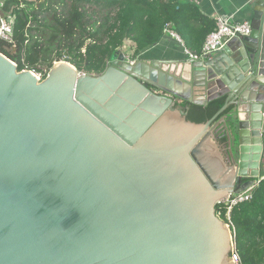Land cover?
Masks as SVG:
<instances>
[{
    "label": "water",
    "instance_id": "water-1",
    "mask_svg": "<svg viewBox=\"0 0 264 264\" xmlns=\"http://www.w3.org/2000/svg\"><path fill=\"white\" fill-rule=\"evenodd\" d=\"M250 6L249 34L179 73L119 54L41 80L0 53V264H230L216 206L264 179V0ZM220 99L205 123L176 109Z\"/></svg>",
    "mask_w": 264,
    "mask_h": 264
},
{
    "label": "trees",
    "instance_id": "trees-1",
    "mask_svg": "<svg viewBox=\"0 0 264 264\" xmlns=\"http://www.w3.org/2000/svg\"><path fill=\"white\" fill-rule=\"evenodd\" d=\"M0 3L2 15L15 19L13 43L0 40V53L15 62L19 71L42 73L44 79L55 61H66L87 75H100L120 54L123 45L130 44L136 60L167 30L178 35L189 52L200 54L207 37L217 28V21L203 15L199 6L180 0H0ZM89 7L104 10L105 14L99 20L94 19ZM223 104L221 99L207 107L186 103L187 117L192 122L205 123ZM252 193L250 201L234 206L231 211L234 242L242 264H264V179ZM221 207L224 206H216V214L226 222V210Z\"/></svg>",
    "mask_w": 264,
    "mask_h": 264
},
{
    "label": "crops",
    "instance_id": "crops-1",
    "mask_svg": "<svg viewBox=\"0 0 264 264\" xmlns=\"http://www.w3.org/2000/svg\"><path fill=\"white\" fill-rule=\"evenodd\" d=\"M185 3H194L199 6L203 15L212 20L218 18L226 19L231 22H248L252 18L250 5L252 0H180ZM130 47L129 43H127ZM188 50L177 38L172 36V32L167 30L160 40L146 50L142 51L136 60H146L161 63L163 67L174 73H179L182 63L191 61ZM189 71L190 65H186ZM189 77V74H187ZM182 114L187 111L186 105L180 104Z\"/></svg>",
    "mask_w": 264,
    "mask_h": 264
},
{
    "label": "built area",
    "instance_id": "built-area-1",
    "mask_svg": "<svg viewBox=\"0 0 264 264\" xmlns=\"http://www.w3.org/2000/svg\"><path fill=\"white\" fill-rule=\"evenodd\" d=\"M1 7L2 4L0 3V9ZM216 21H217V28L207 37L201 53L194 54L188 52L190 59L192 61H199L202 59L211 58L213 55L218 54L222 50L224 45L228 41H230L233 37L237 35H247L251 32V25L248 22H231L229 20L222 18H218ZM14 23H15V19L12 15H8L7 17L3 16L0 18V40L6 41L8 43H13ZM172 36H174L179 41H181L180 37L173 32H172ZM119 53L124 56V61L129 65H134L136 63V60L133 58L134 51L131 49V47L125 49V45H123V47L119 49ZM82 74L87 75L85 73ZM37 76L41 80H43L42 73L37 74ZM258 184L259 182L256 183V186ZM255 187L250 188L245 192H240V193L233 192L232 194L229 195L228 199L224 203L219 204L220 206L221 205L224 206L221 207L222 209L226 210V214H225L227 220L226 223L229 225L233 237V250L230 256V264H242L241 258L236 250V246L234 242V226L231 222V211L234 206L250 201L253 197L252 192Z\"/></svg>",
    "mask_w": 264,
    "mask_h": 264
},
{
    "label": "rangeland",
    "instance_id": "rangeland-1",
    "mask_svg": "<svg viewBox=\"0 0 264 264\" xmlns=\"http://www.w3.org/2000/svg\"><path fill=\"white\" fill-rule=\"evenodd\" d=\"M42 2V1H41ZM88 11L90 13V15L94 18V19H97L99 20L104 14H105V11L104 10H101V9H98V8H95V7H89L88 8ZM3 17L2 13H1V10H0V18ZM130 45V44H129ZM129 46L128 44L126 43L125 44V49H127ZM66 54V53H64ZM52 58L55 60L56 59V54L54 53L52 55ZM118 58V55L116 57L113 58V60H116ZM56 62H59V61H55L54 63ZM53 63V65H54ZM44 73V72H43ZM37 74H40V73H37ZM94 75V74H92ZM44 79V78H43ZM263 165H264V160H263ZM263 175H264V169H263Z\"/></svg>",
    "mask_w": 264,
    "mask_h": 264
}]
</instances>
